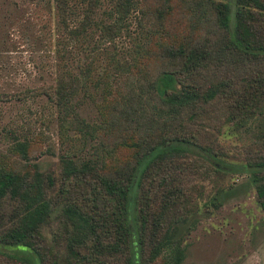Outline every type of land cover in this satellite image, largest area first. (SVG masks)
Returning <instances> with one entry per match:
<instances>
[{
  "label": "trees",
  "instance_id": "1",
  "mask_svg": "<svg viewBox=\"0 0 264 264\" xmlns=\"http://www.w3.org/2000/svg\"><path fill=\"white\" fill-rule=\"evenodd\" d=\"M54 2L64 19L66 0ZM100 3L111 17L99 26L109 38L130 34L131 21L144 37L103 79L95 123L73 107L75 78L39 88L62 109V130L80 131V143L58 154L54 188L53 174L29 160V139L11 135L8 152L18 159L0 153V264H181L183 237L227 193L216 188L199 204L187 172L198 160L232 167L215 138L201 140L207 117L217 127L261 117L253 154L234 168L248 171L264 216V0H86L85 19ZM86 138L93 143L83 153L75 145ZM52 190L69 194L60 258L39 230Z\"/></svg>",
  "mask_w": 264,
  "mask_h": 264
},
{
  "label": "rangeland",
  "instance_id": "2",
  "mask_svg": "<svg viewBox=\"0 0 264 264\" xmlns=\"http://www.w3.org/2000/svg\"><path fill=\"white\" fill-rule=\"evenodd\" d=\"M65 6V18L61 19L54 0H0V153L7 159H18L8 152L11 135L26 137L30 141L29 160L53 174L54 188L60 184L58 154L69 149L73 140L80 143L76 137L80 140L81 136L76 128L62 130V109L39 88L58 77L75 78L73 107L80 117L95 123L99 120L96 103L101 98L103 79L112 75L117 61L124 60L132 42L144 37L131 21L130 34L120 31L109 38L99 27L111 18L103 3L91 12V20L84 16L86 0H66ZM182 21L187 22L186 15ZM74 26L78 31H71ZM220 100L217 103L225 104ZM260 118L256 115L242 125L226 121L218 127L214 117L201 119V140L215 138L213 142L223 153L221 161L233 168L219 171L208 161L198 160L196 168L187 172V184H196L193 196L198 197L199 204L216 188L227 193L221 203L201 211L183 237L181 264H264V216L248 171L234 168L253 154L252 138ZM92 143L93 138H86L82 146H75L87 153ZM55 193L51 191L54 204L39 230L42 244L60 258L65 251L61 206L69 194Z\"/></svg>",
  "mask_w": 264,
  "mask_h": 264
}]
</instances>
